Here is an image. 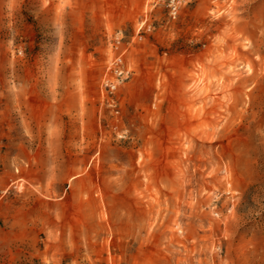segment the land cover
Wrapping results in <instances>:
<instances>
[{
  "label": "rangeland",
  "instance_id": "1",
  "mask_svg": "<svg viewBox=\"0 0 264 264\" xmlns=\"http://www.w3.org/2000/svg\"><path fill=\"white\" fill-rule=\"evenodd\" d=\"M0 264H264V0H0Z\"/></svg>",
  "mask_w": 264,
  "mask_h": 264
},
{
  "label": "built area",
  "instance_id": "2",
  "mask_svg": "<svg viewBox=\"0 0 264 264\" xmlns=\"http://www.w3.org/2000/svg\"><path fill=\"white\" fill-rule=\"evenodd\" d=\"M156 2H161L167 8L168 14L171 17H176L180 11L181 5L185 0H156ZM110 87H114V84H110Z\"/></svg>",
  "mask_w": 264,
  "mask_h": 264
}]
</instances>
